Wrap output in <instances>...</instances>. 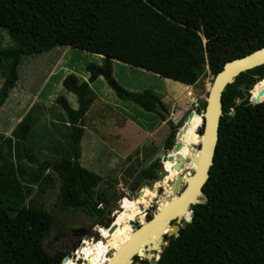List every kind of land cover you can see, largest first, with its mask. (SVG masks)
<instances>
[{"label":"trees","instance_id":"1","mask_svg":"<svg viewBox=\"0 0 264 264\" xmlns=\"http://www.w3.org/2000/svg\"><path fill=\"white\" fill-rule=\"evenodd\" d=\"M0 28L11 41L3 45L0 33V106L16 84L23 55L65 45L102 56L100 64H86L87 80L80 81L75 74L63 79V86L76 95L78 105L73 108L64 96L56 97L68 122V149L51 168L62 181L60 203L93 213L103 224L116 194L95 192L100 176L80 163L85 115L92 102L89 83L103 76L117 97L165 118V104L157 94L149 89L130 91L114 79L113 60L190 86L205 68L215 74L226 61L264 46V0H0ZM241 83L247 89L256 85L251 92L254 98L264 95V64L241 72L222 92L218 140L202 187L205 200L191 205L192 220L180 227L177 236L169 237L157 264H264V102L252 105L243 99L238 88ZM230 110H234L231 116ZM182 119L183 113L173 116V123L177 139L186 142L197 134L202 117L195 112V124ZM29 127L23 119L11 131L18 158V153L26 155ZM173 135L172 130L164 143L166 149L173 146ZM193 143L181 147L179 153L184 158L192 154L189 146ZM0 160L9 175L6 159ZM155 165L156 161L140 170L139 176L154 177ZM187 165L193 166V161ZM164 167L168 175L161 185L171 194L168 181L180 170L173 169V162L164 163ZM138 185L136 178L131 187ZM157 186L143 187L135 199L123 197L114 231L100 227L105 241L84 239L73 263L81 258L82 264H105L107 253H113L134 230L131 220L150 205ZM169 201L158 202L159 209ZM97 203L102 208L96 207ZM137 221L141 225L147 220L143 215ZM55 223L56 216L45 211L25 227L10 247L11 262L5 260L7 242L0 234V264H60L67 253H50L44 247ZM62 264H68V259Z\"/></svg>","mask_w":264,"mask_h":264},{"label":"rangeland","instance_id":"2","mask_svg":"<svg viewBox=\"0 0 264 264\" xmlns=\"http://www.w3.org/2000/svg\"><path fill=\"white\" fill-rule=\"evenodd\" d=\"M0 33L3 45H9L11 41L3 28H0ZM90 62L100 64L102 56L65 45H57L38 54L23 55L16 84L0 106V157L6 159L4 162L9 169L8 175L0 163V234L7 242L5 260L8 262H11L12 244L42 212H52L56 216L54 227L44 239L45 249L50 253L63 250L69 257L74 246L77 249L80 241L89 240L79 233L80 229H93L104 224L93 213L60 203L62 181L51 168L68 149V122L56 97L64 96L71 107H77V97L63 86V79L68 74H75L80 81L87 80L89 72L86 64ZM112 75L130 91H153L165 104L163 114L168 116L167 119L162 118L130 100L120 99L103 76L89 83L88 96L92 102L85 115L80 163L100 176L94 191L114 193L115 199L122 191L134 195L138 186H131L136 178L139 184H148L139 172L157 151L170 150L165 148L164 143L172 130V141H175L177 126L173 123V116L183 113V121L196 123L194 114L203 112L202 103L213 74L205 68L194 84L183 86L153 72L113 60ZM255 89L256 85L251 92ZM232 113L234 110L229 111L230 116ZM23 119L28 120L30 127L25 143L26 155L18 153V158L15 155L16 140L11 131ZM196 148L195 145L192 153ZM187 170L183 168L180 172L185 174ZM163 191L168 194L164 188ZM153 199L146 208L149 215L157 209L163 195L156 194ZM96 207L102 208L100 203ZM143 215L131 220V224L138 225L136 220ZM146 254V257L138 256V260L134 258L130 264H141L140 259L153 264L151 259L158 257V251H147ZM76 262L82 264L81 259Z\"/></svg>","mask_w":264,"mask_h":264},{"label":"water","instance_id":"3","mask_svg":"<svg viewBox=\"0 0 264 264\" xmlns=\"http://www.w3.org/2000/svg\"><path fill=\"white\" fill-rule=\"evenodd\" d=\"M264 64V46L259 47L245 55L230 59L226 61L223 67L215 74H213L212 81L210 87L207 91V94L203 100L205 101V108L201 113L202 123L199 126L198 134V142L193 143L190 145L191 149L194 148L196 145L197 148L194 153L189 155L188 157L184 158L179 151L181 150L182 143L177 139V132L175 135V141L173 146L170 150L163 152L162 150L157 151L142 167L146 168L151 165L153 162L158 161L157 166L154 168V177L149 179L148 184L140 183L136 190L134 191V195H130L126 191H122L117 197L114 199L113 203L110 205L109 210L111 211L110 215L105 217V222L102 228H107L110 233L114 231L116 228V224L114 220L116 218V213L122 207L119 205L120 200L123 196H126L128 199H135L138 197L139 193L141 192L142 188L147 186L149 189H153L155 184L158 183L156 187V192L158 195H163V200L160 201H171L170 194H165L163 191V186L161 185L163 180L165 179L166 175H168V171L164 167V162L170 161L173 162V169H177L182 171L183 168L191 163H195L196 166L187 165V173L183 174L180 172L176 175L175 179L172 181H168V185L172 186V196H176V198L181 197L185 191L188 189L190 185V180L197 179V183L195 184V197L186 205L185 212L182 214L170 219L167 223L168 229L165 231H159L156 234V241L150 242L149 244L143 245L144 252L150 251H158V257L160 252L166 247L169 243V239L163 240V235L168 232L169 235L173 237L178 235L180 227H184L186 222H190L192 220V216L194 211L191 208V205L202 202L205 200L204 194L202 192V187L206 182L207 178L209 177V169L213 162V156L215 152V147L218 140V128L220 117L222 115V92L224 91L226 85L232 84L235 82L236 77L240 75L241 72H245L251 68H254L258 65ZM238 88H240L243 92V99L246 98L245 91L247 88L245 87L244 83L239 84ZM248 101L252 105H257L264 102V95L258 100L257 103H252L249 99ZM237 104L240 103V100H237ZM233 114V113H232ZM199 152V153H197ZM187 163V164H186ZM202 167V174L199 175V169ZM141 169V170H142ZM183 184V186H182ZM162 187V190L159 191V188ZM175 193V194H174ZM177 193V194H176ZM169 203L167 204H170ZM162 209H159V203H157V209L153 212L150 218H154ZM158 212V213H157ZM186 212H189V219H186ZM149 218V219H150ZM146 219V220H149ZM150 219L148 222L152 221ZM136 222H138L136 220ZM133 229H136L138 225L131 224ZM97 228H87V229H80L79 233L87 239H92V241L97 242L99 239L105 241V237L101 234V231ZM138 230V229H137ZM81 244V241L78 245ZM76 247L72 248V258L74 257V252ZM112 253L111 251L107 253V256H110ZM118 254V253H117ZM117 256V255H114ZM135 256H141L139 254H133L128 264L132 263ZM68 256H65L62 260L66 261ZM158 259H151L153 264H157ZM109 264V263H106ZM127 264V263H125Z\"/></svg>","mask_w":264,"mask_h":264},{"label":"bare ground","instance_id":"4","mask_svg":"<svg viewBox=\"0 0 264 264\" xmlns=\"http://www.w3.org/2000/svg\"><path fill=\"white\" fill-rule=\"evenodd\" d=\"M251 89H247L245 91V94H246V98L249 99L254 104L258 102V100L263 96V94H260L258 95V97L254 98V96L251 94ZM189 141L197 143L198 134L190 137L186 142H182V141L180 142L182 143V146H184L188 144ZM164 163H171V162L166 161ZM193 166H196L195 163H193ZM201 170H202V167L199 169V172H200L199 175L202 174ZM189 180H190V185L188 189L185 191V193L179 198H176V196H174L173 199L170 201V204H165L163 207H161L162 210L161 212H159V214H157L153 219L150 218L152 219V221L148 222L150 219L147 220L146 222L138 226L136 229H134L131 233H129L128 237L109 256V259L106 263H109V264L127 263L128 264L133 254H139L142 257H146V255L148 254H146V252L143 251V248H142L143 245L147 243L149 244L152 241L155 242L156 234L161 230L165 231L164 227L167 226L168 221L182 214L183 212H185L186 205L195 197V184L197 183V179L195 180L189 179ZM123 197H126V196H123ZM188 213L189 212H186V216ZM82 243L83 242H81V244ZM75 252H74L73 258L69 257L70 260L68 258V264H74L73 260L75 259ZM114 255H117V256H114Z\"/></svg>","mask_w":264,"mask_h":264},{"label":"flooded vegetation","instance_id":"5","mask_svg":"<svg viewBox=\"0 0 264 264\" xmlns=\"http://www.w3.org/2000/svg\"><path fill=\"white\" fill-rule=\"evenodd\" d=\"M157 164H158V161H156V165H155V167L157 166ZM145 179H147L148 181H149V178H145ZM162 189V187H160L159 188V191ZM109 213H111V211L109 210ZM147 217H150V215L147 213ZM140 226V225H139ZM138 227V226H137ZM172 235H169L168 234V232H166L164 235H163V240H166V239H169V237H171ZM156 259H158V258H156ZM136 260H138V258L136 259ZM141 260V259H140ZM144 260H146V259H142L141 260V264H143V261Z\"/></svg>","mask_w":264,"mask_h":264},{"label":"built area","instance_id":"6","mask_svg":"<svg viewBox=\"0 0 264 264\" xmlns=\"http://www.w3.org/2000/svg\"><path fill=\"white\" fill-rule=\"evenodd\" d=\"M154 200V199H153ZM144 213V216H145V219H149L150 217H147V212H146V209L143 211ZM151 216V215H150ZM84 240V239H83ZM77 250V249H76ZM75 250V251H76ZM81 258L77 259L76 261L80 260ZM82 260V259H81ZM77 263V262H76Z\"/></svg>","mask_w":264,"mask_h":264},{"label":"crops","instance_id":"7","mask_svg":"<svg viewBox=\"0 0 264 264\" xmlns=\"http://www.w3.org/2000/svg\"><path fill=\"white\" fill-rule=\"evenodd\" d=\"M167 117H168L167 114H165V119H167ZM127 121H128V120H127ZM129 122H130V121H129ZM133 127L136 128V129L138 128L136 125H133Z\"/></svg>","mask_w":264,"mask_h":264},{"label":"clouds","instance_id":"8","mask_svg":"<svg viewBox=\"0 0 264 264\" xmlns=\"http://www.w3.org/2000/svg\"><path fill=\"white\" fill-rule=\"evenodd\" d=\"M68 256V255H67ZM69 257V256H68Z\"/></svg>","mask_w":264,"mask_h":264}]
</instances>
